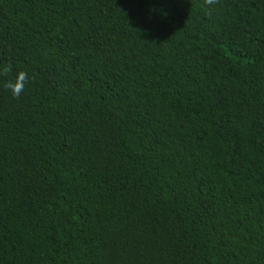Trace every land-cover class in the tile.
I'll use <instances>...</instances> for the list:
<instances>
[{
    "label": "trees",
    "instance_id": "16d2710c",
    "mask_svg": "<svg viewBox=\"0 0 264 264\" xmlns=\"http://www.w3.org/2000/svg\"><path fill=\"white\" fill-rule=\"evenodd\" d=\"M0 264H264V0H0Z\"/></svg>",
    "mask_w": 264,
    "mask_h": 264
},
{
    "label": "clouds",
    "instance_id": "9594fccd",
    "mask_svg": "<svg viewBox=\"0 0 264 264\" xmlns=\"http://www.w3.org/2000/svg\"><path fill=\"white\" fill-rule=\"evenodd\" d=\"M205 3L214 4L216 3V0H205ZM9 72H11V65H6L2 69V74L7 75ZM27 80V73L20 71L17 72L14 80H9L4 86L11 91L14 97L19 98L20 94L24 91Z\"/></svg>",
    "mask_w": 264,
    "mask_h": 264
}]
</instances>
